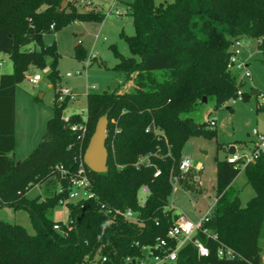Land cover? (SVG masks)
Listing matches in <instances>:
<instances>
[{"label": "trees", "instance_id": "1", "mask_svg": "<svg viewBox=\"0 0 264 264\" xmlns=\"http://www.w3.org/2000/svg\"><path fill=\"white\" fill-rule=\"evenodd\" d=\"M63 1L0 0V54H6L13 66L12 72L0 73V206L26 210L34 229L30 233L20 224L0 220V264H133L145 258L146 247L165 236L178 218L169 207L172 176H178L185 189L194 185L192 170L185 176L179 171L186 141L191 136L216 137L210 122L195 121L191 114L204 97L218 107L243 84L237 73L227 69L234 41L260 39L258 48L264 51V0L126 2L134 33L120 35L131 55L124 56L114 47L118 62L113 68L125 82H132L130 88L87 93L85 116L72 119L75 130L61 116L66 102L54 96V116L46 127L51 138L15 162L10 154L15 146L18 83L30 66L44 67L49 62L48 80L55 87L59 79L55 42H45L44 36L76 20L106 17L97 5L74 13ZM83 57L76 50V58ZM104 114L108 170L96 173L85 166L96 198L87 200L84 208L73 202L62 204L70 190V178L62 170L77 169ZM145 154L153 165L137 167L138 157ZM156 168L161 171L157 177ZM241 171L254 188L245 205L232 186ZM142 185L149 189L144 203L138 196ZM33 186L40 191L29 197ZM215 187L216 201L205 226L218 238L202 232L194 236L209 248V255L200 256L196 246L187 242L173 264H263L264 152L245 166L217 159ZM102 203L123 210L129 207L137 219L110 218L101 210ZM61 205L68 207L72 221L67 234L54 229L55 223L66 228L63 221L53 219ZM220 244L238 255L218 257Z\"/></svg>", "mask_w": 264, "mask_h": 264}, {"label": "rangeland", "instance_id": "2", "mask_svg": "<svg viewBox=\"0 0 264 264\" xmlns=\"http://www.w3.org/2000/svg\"><path fill=\"white\" fill-rule=\"evenodd\" d=\"M64 1L65 5L69 3V10L74 13L90 11L94 5H97L106 17L103 21L95 18L76 20L57 28L53 34L43 35L45 42H55L58 51L56 69L59 79L55 87L48 80L46 75L50 71L49 62L44 67L30 66L18 83L15 91V146L10 154L15 162L26 158L46 135L47 121L54 116V96L58 101L66 102L61 115L64 124L75 125L73 117L85 116L87 93L102 92L116 86L123 91L129 89L132 84L130 80L125 82L124 75L113 68L118 62L114 47L124 56L131 55L127 43L120 35L121 32L127 35L134 33L132 17L126 11V0ZM172 1L155 0L156 3ZM116 11L121 15L118 16ZM27 46L31 47L32 44ZM78 49L83 52V59L76 58ZM240 57L246 61L249 72L248 76H243L241 72L240 77L238 75V81L243 82L239 87L243 98L237 99L234 103L225 101L218 107L215 106L214 101H206L191 114L195 121L209 123L210 120H214L216 123L211 126L216 132L215 138L191 136L183 147L184 155L191 157L193 165L198 161L203 164L202 173L193 169L191 171L192 182L195 175L200 178L199 182H194L193 187L188 189L178 182V187L173 188L169 197V207H172L175 213L184 214L191 220L204 215L216 201L213 169L217 159H226L228 156V145L236 146L240 153L251 154L253 130H264V51L258 48V40L242 39ZM0 63V73L12 72V62L6 54H0ZM36 73L40 74L41 78L37 84H32L29 78ZM67 73H70V76H67ZM65 87L71 90V94L75 96L74 100L62 94V89ZM253 90H257L258 95L250 94ZM40 95L42 96L39 97ZM92 133L93 131L91 135ZM233 187L243 205L254 195V188L246 182L244 172H240L235 177ZM39 191L38 186H33L27 195L33 197ZM141 196L143 197L142 194ZM68 214V207L61 205L55 209L53 219L65 222ZM0 220L20 224L30 233L34 232L24 209L15 210L0 206ZM260 244L264 264V239ZM150 263L173 264L168 261L163 263L150 261ZM88 264H96V262Z\"/></svg>", "mask_w": 264, "mask_h": 264}, {"label": "built area", "instance_id": "3", "mask_svg": "<svg viewBox=\"0 0 264 264\" xmlns=\"http://www.w3.org/2000/svg\"><path fill=\"white\" fill-rule=\"evenodd\" d=\"M132 1V0H126V2ZM128 6L126 5V11ZM116 14L118 16L121 15L118 11H116ZM241 40L237 39L234 41L232 45V53L228 59L227 62V69L237 73L240 77V72L243 76H248L249 72L247 70V63L240 57V46H241ZM260 42V39H258ZM1 64V63H0ZM67 76H70V73H67ZM40 74L36 73L34 76L29 78V81L32 84H37L40 79ZM241 80V79H240ZM62 94L64 96H69L72 100L75 99V96L71 94V90L67 87L62 89ZM243 98L242 91L238 88L234 95H232L230 98H228L229 103H234L237 99L241 100ZM67 118V117H66ZM216 123L214 120H210V125L214 126ZM72 130H75L77 128V125H69ZM149 129H147L148 131ZM85 132V131H84ZM155 132L157 135H162L159 130L155 129ZM252 135L254 137L253 139V149L251 154L247 153H240L235 148V151L232 153H229L226 157V160L230 163H236L241 166H245L246 164L250 162L256 161L260 155L264 152V130L260 131L258 129H254L252 132ZM137 167L140 165L145 166H151L153 165L150 159L149 154L141 155L138 157L137 162L135 163ZM86 165L83 162V159H81L78 163L77 169L70 173L68 170H62L64 175L69 176V183H70V190L67 199L61 200V203L64 204L66 202H73L79 204L80 208H84L85 202L90 199H95L96 195L92 189V182L88 175V172L86 170ZM193 169V161L189 155H182L181 161L179 164V171L181 173V176H185L186 174L190 173V171ZM161 171L159 168H156L154 172V176L157 177L160 175ZM178 176H172V186L173 188L178 187L179 182ZM198 175H195L193 180L195 182H199ZM61 191V189H59ZM149 193V189L146 185H142L139 190V200L141 203H144L146 196ZM143 195V197L141 196ZM101 210L105 212L107 215L110 216V218L115 217H123L127 220H136L137 216L135 212L131 208L126 209H117L108 206L107 204L102 203L100 205ZM212 214V207L202 216L198 217L196 220L189 219L184 214H179L178 218L173 222V224L169 227L167 230V233L165 236L158 237L157 242L153 246L146 247V255L145 258L142 260L136 262L133 261V264H152L150 261L157 263H163V262H174L177 259L178 251L179 249L187 242H192L198 251V254L200 256H208L210 253L209 248L199 239L194 238L195 234L197 232L204 233L207 237L217 240V235L214 231L209 229L205 226V224L209 221L210 216ZM66 226V228H63L59 223L54 224V229L61 231L64 234H67L68 231L72 229V221L63 222ZM156 224H158V221H156ZM174 241V246L172 247L170 245V242ZM238 254L230 247L224 246L223 244H220L219 248L217 249V256L220 258H228L233 259Z\"/></svg>", "mask_w": 264, "mask_h": 264}, {"label": "water", "instance_id": "4", "mask_svg": "<svg viewBox=\"0 0 264 264\" xmlns=\"http://www.w3.org/2000/svg\"><path fill=\"white\" fill-rule=\"evenodd\" d=\"M65 4V1L62 3ZM252 95H258L257 90L251 91ZM40 95L39 97H41ZM206 97L203 98V101L206 102ZM108 126L107 115L104 114L101 116L94 128L92 135L90 136L88 145L84 151L83 162L84 164L93 172L104 173L108 170V150L106 147V131ZM51 136L45 135L41 142L50 139ZM235 151V147L231 146L229 152L232 153Z\"/></svg>", "mask_w": 264, "mask_h": 264}, {"label": "crops", "instance_id": "5", "mask_svg": "<svg viewBox=\"0 0 264 264\" xmlns=\"http://www.w3.org/2000/svg\"><path fill=\"white\" fill-rule=\"evenodd\" d=\"M231 146H234V145H228V149H230V147ZM236 149H237V147L236 146H234ZM230 153V152H229ZM184 154V153H183ZM203 164H202V162H200V161H198V162H196L194 165H193V170L194 171H196V172H198V173H202V171H203ZM214 173H215V179H214V186H216V163H215V166H214ZM241 172H243V171H241ZM200 183H202L201 181H200ZM233 183H234V180L232 181V186H233ZM183 189V188H182ZM172 208V207H171ZM173 209V208H172ZM178 215H179V213H178Z\"/></svg>", "mask_w": 264, "mask_h": 264}]
</instances>
